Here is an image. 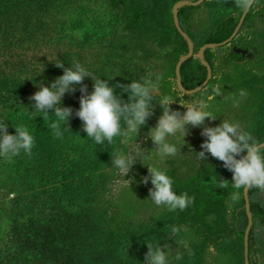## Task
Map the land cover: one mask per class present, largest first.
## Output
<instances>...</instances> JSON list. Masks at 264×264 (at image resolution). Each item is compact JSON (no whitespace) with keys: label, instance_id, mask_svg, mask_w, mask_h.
<instances>
[{"label":"trees","instance_id":"trees-1","mask_svg":"<svg viewBox=\"0 0 264 264\" xmlns=\"http://www.w3.org/2000/svg\"><path fill=\"white\" fill-rule=\"evenodd\" d=\"M95 1L101 10L78 0H0V120L8 123L9 133L27 126L35 138L30 155L0 157V192L8 200L0 264H144L147 244L153 243L166 249L170 264H204L211 246L231 255L229 264H247V249L248 264H257L264 189L236 188L223 162L209 154L200 166L187 162L193 171L179 178L165 163L146 162L145 175L147 166L166 170L174 190L187 193L193 203L183 211L153 206L138 215L111 196L119 177L111 158L123 153L131 138L103 145L86 139L75 116L79 90L63 97V106L73 109L69 127L62 125L63 139H56L50 127L52 113L49 120L29 119L27 113L36 85L61 76V63H81L94 78L111 79V85L154 72L162 96L153 99L173 96L179 76L186 91L202 86L208 64L211 78L205 89L185 96H202L213 83L217 91H233L236 119L264 143V0L254 2L237 36L223 46L249 0H89ZM179 2L184 3L174 12ZM203 12L209 24L194 30L193 22ZM190 47L193 55L186 57ZM91 55L97 66L83 64ZM249 65L262 75L248 70ZM83 84L92 91L90 77ZM208 111L221 114L219 118L229 114L218 104ZM149 126L147 121L132 139L140 140ZM148 185L152 187L150 181ZM186 229L197 239L188 246L182 241Z\"/></svg>","mask_w":264,"mask_h":264},{"label":"clouds","instance_id":"clouds-1","mask_svg":"<svg viewBox=\"0 0 264 264\" xmlns=\"http://www.w3.org/2000/svg\"><path fill=\"white\" fill-rule=\"evenodd\" d=\"M57 67L63 69V74L48 85L43 82L36 85L38 91L30 97L34 102L31 105L32 111L27 113L29 119L42 117L43 120H49V113H52L55 119L50 127L56 139H63L62 125L69 127L68 123L73 115L71 107L63 106V97L77 90L81 96L75 116L82 122L86 139H91L96 145H103L105 142L111 144L117 137L137 138L141 126L147 123L154 114L155 105L159 104L162 114L156 125L149 128L147 137L152 141L155 146L153 150L161 160L175 156L178 151L177 145L170 142L169 137L182 134L186 143L189 125L200 127L206 119L215 121L217 118L212 112L205 110L199 99H193L187 105L179 103L185 108L183 113L170 107L176 101L169 97L154 103L153 97L158 90V84L151 79L111 85V79L94 78L81 63L76 62L69 67L61 63ZM88 77L93 81L91 92L83 84ZM117 88L120 92H117ZM123 94H127V100L123 98ZM8 127L7 122L0 120V157L10 160L21 152L30 155L35 138L28 127H13L14 133H9ZM201 136L205 139L200 146L201 151L198 152L200 159L206 160V154H210L223 162L224 167L232 172V182L236 188L264 189V143L250 132L244 131L240 123L231 120H222L216 126L203 127ZM143 151L137 141L133 151L117 152L111 158V167L118 169L125 177L135 161H141ZM147 169L148 174L142 177V182L148 184L150 181L152 187L149 189V197L156 206L183 211L193 203V198L187 193L178 194L174 190V180L166 170L149 166ZM172 231L178 233L179 229L173 228ZM147 247L144 264H170L166 249L159 243L147 244Z\"/></svg>","mask_w":264,"mask_h":264},{"label":"rangeland","instance_id":"rangeland-1","mask_svg":"<svg viewBox=\"0 0 264 264\" xmlns=\"http://www.w3.org/2000/svg\"><path fill=\"white\" fill-rule=\"evenodd\" d=\"M81 4H86L87 6L91 4L93 8L101 10V6L99 4L100 1L95 2H89V0H78ZM107 13V11H106ZM210 21V17L208 13L203 12L196 16L194 22H193V29L194 30H201L208 26ZM94 56H87L84 60L83 64L85 63H96L97 66V59ZM93 58V59H92ZM154 62V59H153ZM150 67V65L148 64ZM153 77H155V73L148 71V73L145 74V78L153 80ZM154 81V80H153ZM155 82V81H154ZM175 93L173 96L169 97L172 100H175L176 102L172 103L170 107L173 110H178L181 113L185 111V108L181 106L179 103L187 105L191 100L193 99H199L201 104L205 106V110L208 111V109H214L216 105L218 104L219 109H225L226 112L228 111V115L225 117L219 118L220 115H216V120L211 121L206 119L204 125H201L200 127H192L191 125L188 126L189 128V134L185 137V141L183 140L182 134H177L175 137H169L170 142H173L177 145L178 151L175 156H169L164 158L163 160L160 159V157L155 153L153 148L155 147L152 143V141L147 137V133L149 131V128L154 127L157 123V120L159 116L162 114V107L157 104L154 108V114L149 118L150 126L148 128V131L145 133V135L138 140L139 147L144 150L142 153V159L141 161L137 159L135 163L133 164L131 170L129 171L128 175L124 177L123 173H121L118 170L119 177L117 180L114 181V184L112 186V194L116 199L117 204H124L128 208H132V211L135 212V214H146L150 207H156V205L150 200L149 197V189L151 188L150 185L144 184L142 182V177L145 176V173L143 172V169L145 168L146 162L150 163H165L166 167L169 168L173 175L176 178L179 177H187L188 174H190L193 170L187 166V162H193V164L199 165L203 164L205 160L200 159L199 157V151H201V144L203 141L199 142L198 138L201 136V129L203 127L207 126H216L221 123L222 120H231L240 123L238 119H236V113L233 112L234 109H236L238 106L236 104L237 100L236 98H233L231 93L233 91H217V88L219 87L217 83H213L210 88H207L203 92V95H196V96H190L186 97L185 95H193L196 92H199L201 90H204L206 85L199 89L198 91L189 92L184 91L178 84V80L175 83ZM159 87V86H158ZM156 96H162V91L158 88V90L154 93V97ZM218 97V98H217ZM154 102L159 103L162 99H156L154 98ZM227 107V108H226ZM235 111V110H234ZM203 138V137H202ZM137 140H134L131 138L126 144L125 149H123V153L131 152L136 148ZM181 149V150H180ZM209 154H206L208 157ZM186 164V166H185ZM138 166L139 169H135V167ZM142 169V170H141ZM133 190V191H132ZM135 191V192H134ZM132 192V193H131ZM134 192V193H133ZM120 195H122V199H120ZM13 195H10V198ZM119 196V199L116 197ZM9 199V198H8ZM7 197L3 194V192H0V244L5 242V232L7 231ZM196 234L194 231L190 229H186L182 235V241L184 243V246H188L190 243L195 242ZM257 257V264H264V235L262 237V247L259 251V254ZM231 261V255L222 253L221 251L217 250L214 247H208V250L205 254V261L204 264H229Z\"/></svg>","mask_w":264,"mask_h":264},{"label":"water","instance_id":"water-1","mask_svg":"<svg viewBox=\"0 0 264 264\" xmlns=\"http://www.w3.org/2000/svg\"><path fill=\"white\" fill-rule=\"evenodd\" d=\"M203 1H204V0H198L197 2H195V4H200V3H202ZM255 1H256V0H249V2H248V4H247V6H246V8H245V10H244V12H243L241 18H240V20H239V22H238V25H237L235 31L233 32V34H232V35H231L226 41H224L223 43L220 44L221 46L228 44L230 41H232V40L237 36V34H238L239 31H240V28H241V26H242V24H243V21H244L246 15L248 14L249 10L251 9V7H252V5L254 4ZM183 3H184V2H179V3H177V4L175 5V7H174V12H175V11L177 10V8H178L181 4H183ZM174 22H175V25H176L177 29H178L181 33H183V31H182V29H181V27H180V24H179L178 17H177L176 14H174ZM192 55H193V47H190V49H189L188 54L186 55V57H190V56H192ZM206 66H207V69H208V72H209V76H208V78L205 80V82H204V84H203L202 86L197 87L196 89L192 90L191 92L198 91L199 89H201L202 87H204L205 85L208 84V82H209V80H210V78H211V68H210V66H209L208 64H206ZM178 84H179V86H180L184 91H186V90L182 87V85H181L180 76H179V78H178ZM189 92H190V91H189ZM251 223H252V219L250 218V220H249V226L251 225ZM248 234H249V228L246 230V233H245V243H246V246H247V241H248ZM246 261H247V264H248V252H247V249H246Z\"/></svg>","mask_w":264,"mask_h":264},{"label":"crops","instance_id":"crops-1","mask_svg":"<svg viewBox=\"0 0 264 264\" xmlns=\"http://www.w3.org/2000/svg\"><path fill=\"white\" fill-rule=\"evenodd\" d=\"M248 70H251L253 73H256L258 75H262L261 71H257L254 67H252L251 65L248 66Z\"/></svg>","mask_w":264,"mask_h":264}]
</instances>
